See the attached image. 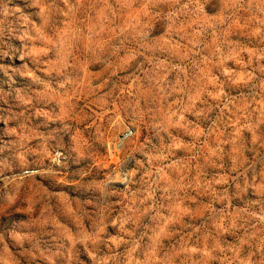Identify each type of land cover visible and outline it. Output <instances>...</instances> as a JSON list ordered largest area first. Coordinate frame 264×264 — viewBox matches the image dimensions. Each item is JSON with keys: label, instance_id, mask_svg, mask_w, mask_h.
Here are the masks:
<instances>
[{"label": "clouds", "instance_id": "1", "mask_svg": "<svg viewBox=\"0 0 264 264\" xmlns=\"http://www.w3.org/2000/svg\"><path fill=\"white\" fill-rule=\"evenodd\" d=\"M0 264H264V0H0Z\"/></svg>", "mask_w": 264, "mask_h": 264}]
</instances>
